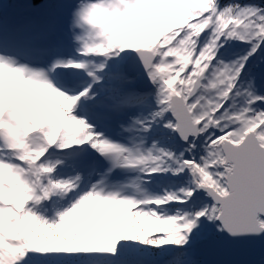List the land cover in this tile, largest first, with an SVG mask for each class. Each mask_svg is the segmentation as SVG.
Instances as JSON below:
<instances>
[{
    "label": "snow or ice",
    "instance_id": "snow-or-ice-1",
    "mask_svg": "<svg viewBox=\"0 0 264 264\" xmlns=\"http://www.w3.org/2000/svg\"><path fill=\"white\" fill-rule=\"evenodd\" d=\"M24 7L0 10V264H264V0Z\"/></svg>",
    "mask_w": 264,
    "mask_h": 264
},
{
    "label": "water",
    "instance_id": "water-1",
    "mask_svg": "<svg viewBox=\"0 0 264 264\" xmlns=\"http://www.w3.org/2000/svg\"><path fill=\"white\" fill-rule=\"evenodd\" d=\"M200 264H259L261 260V245L240 244L229 252L201 246L194 255Z\"/></svg>",
    "mask_w": 264,
    "mask_h": 264
},
{
    "label": "bare ground",
    "instance_id": "bare-ground-1",
    "mask_svg": "<svg viewBox=\"0 0 264 264\" xmlns=\"http://www.w3.org/2000/svg\"><path fill=\"white\" fill-rule=\"evenodd\" d=\"M20 1V0H19ZM37 1H40V0H37ZM21 5H23V3H21ZM18 8H21V7H16V9H18ZM13 16H16L14 13L12 14Z\"/></svg>",
    "mask_w": 264,
    "mask_h": 264
}]
</instances>
